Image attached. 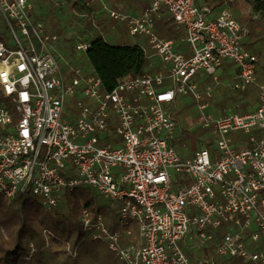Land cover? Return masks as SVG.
Wrapping results in <instances>:
<instances>
[{"label": "built area", "instance_id": "built-area-1", "mask_svg": "<svg viewBox=\"0 0 264 264\" xmlns=\"http://www.w3.org/2000/svg\"><path fill=\"white\" fill-rule=\"evenodd\" d=\"M85 1L100 6L101 35L123 25L159 66L106 90L80 63L91 36L82 14L53 27L39 8L60 13V0H0V194L28 192L50 208L63 190L89 188L115 221L83 207L82 227L125 264H264V81L248 23L197 0H148L137 13ZM157 18L177 37L159 34ZM226 67L231 89L257 87L250 110H208ZM188 95L212 145L183 155L177 113Z\"/></svg>", "mask_w": 264, "mask_h": 264}, {"label": "trees", "instance_id": "trees-1", "mask_svg": "<svg viewBox=\"0 0 264 264\" xmlns=\"http://www.w3.org/2000/svg\"><path fill=\"white\" fill-rule=\"evenodd\" d=\"M199 4L206 5L210 9L226 5L239 21L250 24L251 14L245 11L246 6L249 5L258 11L264 20V0H204ZM59 8L60 13L54 7H46L45 14L51 19L64 16L67 21L74 20L75 13L83 15V31L91 32V36L90 45L80 63L100 78L104 89L113 88L123 78L158 68L159 63L150 64L151 59L146 56L139 42H111L101 35L92 22L98 15L93 4H88L85 0H60ZM252 23L255 26V22ZM0 26L2 27L0 36L4 37L5 28L1 24ZM156 30L161 35L173 36V33L166 31L162 24H157ZM249 38H251V32ZM249 38L246 47L256 56H261L262 52L253 48L254 41ZM64 46L72 50L70 43ZM258 62L256 77L257 82H260L262 80L258 76ZM227 69H224L225 73ZM225 73L220 78H226ZM261 74H264L263 66ZM202 86L203 84H199V89ZM234 91V94L227 99L238 103V106L237 104H235L236 107L232 106L235 111H248L250 105L257 103L255 85H248L244 90ZM4 100L0 85V102ZM194 103L195 101L186 103L181 111L188 109ZM181 132L183 136L176 141L180 150L190 134L194 135L196 140L200 139L199 141L206 146L212 145V139L206 127L200 126L191 133L188 130ZM240 139H244L241 133L234 136L236 143ZM83 207L101 213L107 224H114L115 214L109 201L92 195L87 187L79 186L73 190H63L58 196L57 205L50 208L37 196L28 192L18 193L11 198L0 194V264H125L107 248L103 241L92 239L83 229L80 222V212ZM223 264L250 263L240 259H227Z\"/></svg>", "mask_w": 264, "mask_h": 264}, {"label": "rangeland", "instance_id": "rangeland-1", "mask_svg": "<svg viewBox=\"0 0 264 264\" xmlns=\"http://www.w3.org/2000/svg\"><path fill=\"white\" fill-rule=\"evenodd\" d=\"M105 1H107V3H109L113 6H116L115 5L116 3H117V5H119V4H121L120 1L122 3H124L126 0H105ZM203 1L204 0H198L199 3L203 2ZM119 6H121V5H119ZM131 9L137 10L138 8H136V6H134V7L131 6ZM245 11L249 12L251 14V17H252V21H249L250 24H248L249 28L251 29V31H250L251 32V38H249V40L251 39V41H254V43L252 44L253 48H256L257 51L262 52L261 56L257 55L258 59H259L258 60L259 61L258 62L259 63L258 64V73H259L258 76H260V80L264 81V74H261L262 66L264 67V20L260 17V13L256 10H254L249 5L246 6ZM253 21L255 22V26H254V23H252ZM134 38H136V37H132V40ZM80 54H82V53H80ZM219 70H222V69H219ZM221 74L222 73H220V75ZM230 81L231 80L228 77L223 78V79L220 78V84L218 85V87L214 91V96H213V99L209 103L208 110L213 111L214 113H217V112L222 111V109L225 106H230L231 108H232V106H235V104H237L236 106H238V103L231 102L230 99H227V98H229V96L234 94L233 92H235L229 86ZM262 81H260V82H262ZM192 101H193V99H192L191 95L184 97L182 99V101H179L180 102V104H179L180 108H182L185 103H190ZM252 107H253V104L250 105L249 108H252ZM227 108H229V107H227ZM199 112L200 111L198 110L196 103H194L188 109L182 110L179 113H177V120L179 121V124L182 125V130H188L191 133L192 131L194 132L198 128H200V125L197 124L195 121L199 115ZM181 136H183L182 132H181ZM199 140H196L194 138V135L190 134L189 139L186 141V143L184 142V146L181 150L179 149L177 142L175 145L177 146V149L181 152V154L187 155V154L191 153L192 149L195 147L206 146L205 144L201 143ZM4 232L6 233L7 231L4 229Z\"/></svg>", "mask_w": 264, "mask_h": 264}, {"label": "crops", "instance_id": "crops-1", "mask_svg": "<svg viewBox=\"0 0 264 264\" xmlns=\"http://www.w3.org/2000/svg\"><path fill=\"white\" fill-rule=\"evenodd\" d=\"M105 1V0H104ZM107 2V1H106ZM120 3L121 4H119V5H121V6H119V5H117V3L115 4L116 6H113V5H111V4H109L111 7H115V8H118V9H121V10H123V11H126V12H134V13H137V12H140L141 10H142V8L144 7V6H146V4L148 3V0H126L124 3H122L121 1H120ZM91 4H93L94 6H95V9L97 10V12L98 13H100L99 11H101L100 10V6H99V4L98 3H96V2H92ZM131 6L132 7H134V6H136V8H138L137 10H133V9H131ZM46 7H48L47 5H42L41 4V7L39 8L40 9V12H41V14H43L44 15V17L47 19V20H49L50 22H51V24L53 25V27L54 26H56L58 23H59V19H60V17H54L53 19H51L50 17H47V15L45 14V8ZM61 19H65L64 18V16L63 17H61ZM66 20V19H65ZM67 21V20H66ZM157 24H162V25H164V27L166 28V31H170V32H172L173 33V36L172 37H170V38H176L177 37V35H176V33H175V31L173 30V28L170 26V24H169V22H165V20H164V18H157L156 20H155V30H156V26H157ZM118 29H119V33H112V32H110V31H107L106 33H105V37L108 39V40H111L112 42H122L121 41V38L123 39H125V42H136L139 38L138 37H136V38H134L133 40H132V36H130V35H128L127 33H125V30H124V27H123V25H120L119 27H118ZM157 31V30H156ZM124 33V35H121V34H123ZM165 36V35H164ZM167 37V36H166ZM65 44H67V43H65ZM61 45H62V48H64V44L61 42ZM65 49V48H64ZM152 59H154L153 60V62H154V64L153 65H157V63L159 62H156V57H152ZM226 68H230V67H226ZM225 69V68H224ZM227 69V70H228ZM223 73H225V71H223ZM222 73V74H223ZM221 74V75H222ZM226 75H227V77L229 78V79H231V76L228 74V71H226V73H225ZM221 75H220V77H221ZM208 78V77H207ZM208 80V79H207ZM206 79H205V81H207ZM205 81L204 82H200L199 84H203V86H204V83H205ZM202 86V87H203ZM218 87V86H217ZM216 87V88H217ZM179 104H180V102H179ZM186 104V103H185ZM184 104V105H185ZM184 105H183V107H184ZM254 106H256V103L255 104H253V107ZM182 107V108H183ZM182 108H180V105H179V112L181 111V109ZM251 108H249L248 110H250ZM211 112H213V111H211Z\"/></svg>", "mask_w": 264, "mask_h": 264}]
</instances>
